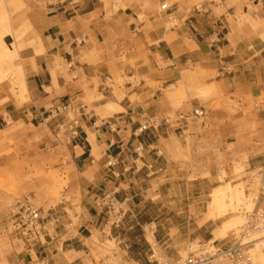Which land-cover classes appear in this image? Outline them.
Here are the masks:
<instances>
[{
	"label": "crops",
	"instance_id": "obj_1",
	"mask_svg": "<svg viewBox=\"0 0 264 264\" xmlns=\"http://www.w3.org/2000/svg\"><path fill=\"white\" fill-rule=\"evenodd\" d=\"M20 1L25 35L0 27V61L12 67L0 83V133L11 129L40 174L65 172L70 200L44 215L38 239L18 244L6 264H110L109 254L148 264L145 229L167 256L194 241L228 246L214 236L216 221L178 193L192 171L179 153L189 147L195 158L201 149L211 175L240 157L246 170L264 164V0ZM200 71L214 96L185 89L182 102L185 116L203 111L197 128L168 88ZM105 196L120 207L116 223ZM97 240L115 247L101 254Z\"/></svg>",
	"mask_w": 264,
	"mask_h": 264
},
{
	"label": "rangeland",
	"instance_id": "obj_2",
	"mask_svg": "<svg viewBox=\"0 0 264 264\" xmlns=\"http://www.w3.org/2000/svg\"><path fill=\"white\" fill-rule=\"evenodd\" d=\"M6 1V5H4V0H0V27L9 26L12 23L14 26L20 28L21 37H23L26 33L24 25L27 23L25 18L27 9L20 0ZM4 33L5 31H0V38ZM0 52L4 53L1 47ZM11 72L12 67L10 63L0 61V83L5 81L9 83ZM204 74L203 71H200L196 74L198 77L197 81L195 80L196 76H190L185 78L177 88L174 86L168 88V92L175 99L174 106L180 109L185 118L189 117L190 126L197 124V128L200 127L202 118L194 119V116L190 113V116H185L189 110L182 107V102L186 99V95L184 94L185 89L193 88L195 91L194 96L201 100L214 96L210 86L205 84L204 80L206 76ZM215 74L213 72L210 76L214 77ZM15 88H18L16 80L9 85V93L12 96H15ZM19 96L22 95L19 94ZM227 102L230 104L229 101ZM169 116L174 118V113H171ZM10 131L11 129L0 133V264H6V257L18 244H22L26 240H33V236L27 230H23L21 226L25 221L24 218H26L23 207L24 203H28L37 210L41 227V220H43L44 215H47L52 208H55L56 205L64 200H70V196L64 194L65 189L69 187L66 173L63 171L47 170L46 173L40 174L37 165L25 157H20L17 151V144L8 136ZM254 135L252 134V136ZM198 151V155L195 158L192 157L189 147L183 153H179V159L182 161L183 167H185V164H189V168L185 170L192 171L178 179V182L183 184L182 189L178 193L184 198L186 203L190 202L195 206L197 205L199 212H205L203 215L204 221H216L215 238L219 237L220 239V237L226 236L221 241L228 243V246H230L235 239H238L237 234L245 224L246 213L257 210L264 217V208L259 205L261 197L258 196L259 171L257 169L246 170L245 157H240L239 159L231 160L229 171L224 172L221 169L220 173L211 175L205 168L206 163L202 158V150ZM220 156L217 153L216 159H221L222 157ZM192 164H194L193 167H191ZM198 170H201V172ZM197 178H207L208 183H205V187L200 186V182H196L195 186H193L192 182ZM239 188L242 189V196L239 195L238 198L234 199L233 196L239 192ZM224 191L231 194L232 199L230 202L232 205H243L244 209L239 211L240 214L236 213V211H224ZM193 209L191 207V210ZM119 211L120 207L118 203H114V213L111 216L117 214ZM238 215L243 217V224L241 226H234L233 223L236 221ZM217 227H220V229L218 230ZM145 231L147 232L146 240L152 245L153 252L156 255L161 254L163 251L154 244L150 237L152 235L150 230L145 229ZM262 235H264V227L255 232L251 238L255 239ZM245 240L243 239V242ZM96 245L101 254H106L104 252L108 248L115 247V242L113 240L106 242L97 240ZM214 246L216 244H213V241L209 243L194 241L187 244L184 249H181L177 256H168L173 260L184 259L189 254L196 255L201 252L210 251ZM259 248L258 254L263 257V260L252 256L250 253L252 264H264V245H261ZM249 249H251V246ZM93 257L95 260H98L99 255H93ZM109 262H111L110 264H119L110 254ZM121 264L135 263L123 261Z\"/></svg>",
	"mask_w": 264,
	"mask_h": 264
},
{
	"label": "built area",
	"instance_id": "obj_3",
	"mask_svg": "<svg viewBox=\"0 0 264 264\" xmlns=\"http://www.w3.org/2000/svg\"><path fill=\"white\" fill-rule=\"evenodd\" d=\"M49 5H65L74 4V0H47ZM168 9L167 3L160 4V11H165ZM62 111H68V105L61 108ZM59 111L55 110V113L50 112L49 115L56 117ZM192 115L195 118H202L203 111L194 110ZM183 116H179L178 119H182ZM143 128V127H142ZM259 176L258 185V196H264V164L257 169ZM114 202L109 196H105L101 200L102 207H106L111 214L114 213ZM24 213L26 218L22 223L23 230H27L33 240L38 239L40 236V218L39 213L36 209L30 206L28 203L23 204ZM119 216V212L113 215V223H116V218ZM264 227V217L262 213L254 210L253 212L246 213L245 224L241 227L240 232L237 234L238 239H235L233 244L226 247H213V250L207 252H201L199 254H189L184 259L173 260L165 253L155 254L153 251L147 258L148 264H252V258L250 254L249 247L251 244H243L242 238L251 232L258 231Z\"/></svg>",
	"mask_w": 264,
	"mask_h": 264
},
{
	"label": "bare ground",
	"instance_id": "obj_4",
	"mask_svg": "<svg viewBox=\"0 0 264 264\" xmlns=\"http://www.w3.org/2000/svg\"><path fill=\"white\" fill-rule=\"evenodd\" d=\"M160 9V7H159ZM258 171V170H257ZM240 189V188H239ZM242 189L239 190V192L237 194H234L233 198H238L239 195L242 196ZM223 208H224V211L225 212H230V211H236V213L240 214V210L241 209H244L243 205H232V203L230 202L231 199H232V196L229 192L227 191H224L223 193ZM243 224V217L238 215L236 217V221L233 223L234 226H241ZM241 230V228H240ZM239 230V232H240ZM238 232V233H239ZM257 232V231H255ZM255 232H251L249 233L248 235H246L245 237L242 238V241L243 239H246L243 244H251V249H250V253L252 254V256L254 257H258L259 259L263 260V257L261 255L258 254V250H260V246L261 245H264V235L258 237V238H251ZM260 243H263V244H260ZM213 248V247H212ZM213 250V249H212Z\"/></svg>",
	"mask_w": 264,
	"mask_h": 264
}]
</instances>
